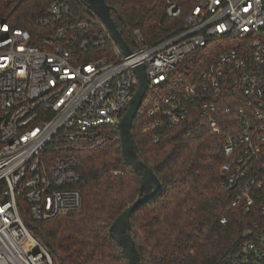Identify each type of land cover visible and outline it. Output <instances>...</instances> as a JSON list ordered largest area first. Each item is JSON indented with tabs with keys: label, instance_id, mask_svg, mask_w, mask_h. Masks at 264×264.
<instances>
[{
	"label": "built area",
	"instance_id": "1",
	"mask_svg": "<svg viewBox=\"0 0 264 264\" xmlns=\"http://www.w3.org/2000/svg\"><path fill=\"white\" fill-rule=\"evenodd\" d=\"M165 12L178 17L182 7L167 0ZM36 23L42 29L31 32L0 21V264H56L23 212L43 222L81 207L78 154L108 141L140 64L148 90H166L144 131L154 142L177 128L222 136L232 206L255 216L240 264H264V0H199L154 42L135 30L131 54L115 42L113 57L97 55L112 38L88 34L70 0H53Z\"/></svg>",
	"mask_w": 264,
	"mask_h": 264
},
{
	"label": "trees",
	"instance_id": "2",
	"mask_svg": "<svg viewBox=\"0 0 264 264\" xmlns=\"http://www.w3.org/2000/svg\"><path fill=\"white\" fill-rule=\"evenodd\" d=\"M52 1L0 0V21L35 32L42 29L36 19ZM106 1L123 37L136 48L135 30L146 43L154 42L182 24L199 0H177L182 7L178 17L166 14L167 0ZM70 4L75 18L89 21L88 34L101 32L108 38L98 16L80 0H70ZM114 44L108 38L95 51L113 57ZM164 89L148 90L132 125L136 151L161 181L156 196L131 217L141 264H240L244 231L255 216L232 206L221 172L222 136L208 131L187 135L177 128L154 142L153 132L144 131L147 111L164 95ZM107 130L110 138L102 147L78 154L80 208L43 222L35 221L28 209L23 212L26 224L53 253L56 264H128L109 227L137 198L141 178L122 156L117 126L109 125ZM118 170L121 173L115 174Z\"/></svg>",
	"mask_w": 264,
	"mask_h": 264
},
{
	"label": "water",
	"instance_id": "3",
	"mask_svg": "<svg viewBox=\"0 0 264 264\" xmlns=\"http://www.w3.org/2000/svg\"><path fill=\"white\" fill-rule=\"evenodd\" d=\"M89 9L103 22L111 38L121 47L125 55L132 49L120 32L117 22L111 13V7L106 0H82ZM138 86L121 120L117 124L121 152L125 161L130 164L141 178L139 194L112 222L110 235L122 246L128 258V264H141V255L132 233L131 217L144 203L154 198L161 188V181L154 170L140 157L135 149L132 125L137 116L148 90V76L145 64L135 67Z\"/></svg>",
	"mask_w": 264,
	"mask_h": 264
}]
</instances>
